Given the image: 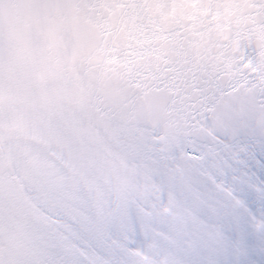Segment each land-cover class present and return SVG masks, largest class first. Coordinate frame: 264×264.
<instances>
[{
	"label": "snow or ice",
	"instance_id": "6c2138e0",
	"mask_svg": "<svg viewBox=\"0 0 264 264\" xmlns=\"http://www.w3.org/2000/svg\"><path fill=\"white\" fill-rule=\"evenodd\" d=\"M0 264H264V0H0Z\"/></svg>",
	"mask_w": 264,
	"mask_h": 264
}]
</instances>
